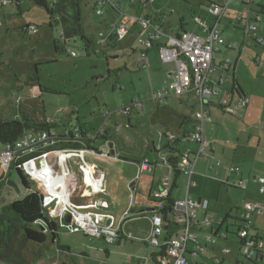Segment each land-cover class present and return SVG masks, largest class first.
Returning <instances> with one entry per match:
<instances>
[{
	"label": "rangeland",
	"instance_id": "1",
	"mask_svg": "<svg viewBox=\"0 0 264 264\" xmlns=\"http://www.w3.org/2000/svg\"><path fill=\"white\" fill-rule=\"evenodd\" d=\"M148 1L145 7L142 0H120L121 13L115 14L111 6H104L103 15L99 16L95 13V0H85L82 22L86 35L94 42L95 53L88 55L83 42L76 38L67 43V55H60L55 52L54 41L62 38L61 27L56 24L50 26L44 9L31 0H0V3L8 2L0 8V118L14 121L28 114L38 122L51 121L56 134L66 129L93 139L101 134L90 146L100 153L86 150L84 161L106 177L108 200L110 205L115 203L116 209L123 206L124 200L127 206L131 202L127 176L128 169H134V166L125 160L145 158L156 162L154 147L164 151L167 145L165 136L182 129V116L193 118L200 111L195 109L196 98L192 94L171 96L165 106H158L151 100L155 92L169 89L177 68L175 63H163L157 49L149 51L148 66L139 68L142 53L139 40L147 38V35L139 25H133L131 17L161 15L162 19H168V27L199 35H204L201 26L214 25L203 0ZM215 1L223 4L228 0ZM242 9V0H232L220 24L224 38L237 50L227 51V48L221 47L216 56L230 58L234 63L240 58L239 50L242 49L236 75L238 85L244 95L250 97L251 105L243 109L234 106V113L225 112L218 106L211 107L213 124H207V128H212V142L218 148L215 161L225 164L219 179L230 177L225 163L228 161L240 168L247 189L234 186L238 183L235 182L238 179L236 176L228 185L227 181H216L213 178L215 173L205 174L206 160L202 158L197 165V176L193 179L197 186L190 191V198L209 201V208L217 221L239 216L245 200H259L257 185L247 177L264 175L261 172L264 168V45L252 43L253 37L236 25L237 15ZM121 22L126 24L127 31L119 36V42L114 46L101 45L100 40L110 33L106 29L107 24L110 27ZM27 26H34L36 31L24 33L22 29ZM257 28L258 34L264 35V18ZM161 42L163 44L165 39L162 38ZM248 44L251 46L248 47ZM71 53L75 56H70ZM137 100L143 101L144 111L134 108L130 115L121 112ZM216 102L217 98L213 97L212 103ZM187 124L188 129H193L192 123ZM103 134L112 138V153L109 144L106 146L103 142ZM79 160L75 156L68 159ZM160 164L168 167L165 161ZM163 173H166L164 169L156 172L157 180L153 184L144 178L136 180L135 174L132 180L139 185L137 203H148L149 193L153 200L157 198L160 193L159 178ZM198 174L208 178H200ZM175 178L172 173V185ZM9 179L22 190L21 179L15 170ZM35 184L31 182L33 189H36ZM186 184V178L181 177L178 181L180 195L185 196ZM16 194L15 187H9L8 183L0 187L3 205L22 198V194L19 193L18 197ZM114 214L118 221L122 219L120 208ZM147 217L132 218L126 222L125 228L139 227L141 231H149L151 225ZM205 232L209 233V230L204 229L198 234L204 235ZM60 244L69 250L59 251L57 245L49 241L41 250L44 261L41 264H135L137 257L150 255L155 250L130 241L120 246L109 245L101 238L69 234L64 230H60ZM224 246L232 250V255L225 256L226 260L221 264H233L236 259L240 264H247L240 256L241 245L236 236ZM105 252L110 254L108 259ZM33 257L34 254L29 253L30 261ZM190 262L213 264L202 262V258ZM0 264L5 263L0 261Z\"/></svg>",
	"mask_w": 264,
	"mask_h": 264
},
{
	"label": "built area",
	"instance_id": "2",
	"mask_svg": "<svg viewBox=\"0 0 264 264\" xmlns=\"http://www.w3.org/2000/svg\"><path fill=\"white\" fill-rule=\"evenodd\" d=\"M113 1L95 0V13L99 16L103 15V7L105 5H111L112 11L119 12V8ZM262 1L242 0V12L236 18V25L239 28H244L243 30L247 35H251L252 37L258 33L257 25L264 18V3ZM142 2L146 4L148 0H142ZM231 2L232 0H228L222 4L215 1V5L207 9V14L214 19V25L202 29L204 36L188 31H183L179 35H173L172 33L165 32L162 26L152 18L140 17L136 19V24L147 35V38H140L139 40V44L142 47L139 65L143 67L148 66L147 51L157 44L162 62L175 63L177 67V79L166 91L155 92L152 100L158 106H165L171 96L180 97L186 94H195L201 105L200 111L195 116L196 129L187 139L190 143L198 144L199 150L193 152L190 149H186L182 152L183 162L178 164L177 167V170L181 171L186 177L187 196L183 200L174 201L169 210L166 208L165 198L160 199L155 206L154 214L151 218L153 231L148 243L154 246H159L158 237L166 233V221L170 215L180 214L185 223L179 233L166 239L164 256L162 257L164 260H161L162 264H191L190 261H198L199 258H203L210 253L215 258V262H220L217 250L219 249L220 241L229 239V233L224 228L227 220L229 221L230 219L233 220V223L236 222L239 225L237 239L241 245L242 255L247 260L252 261L250 264H264V175L254 177L258 187V194L262 198L252 202L245 201L243 207L240 209L239 216L234 218L230 216L227 219L223 218L221 221H217L211 211H209L208 200L194 201L189 198L191 189L196 187V183L192 180L195 174L196 161L201 156H208L206 148L209 147V143L204 138V127L207 123H212V118L206 112L207 105L211 103L207 105L205 103L207 101L210 102L213 97H218L220 98L219 105L226 108L230 113H234V106L237 109H243L250 104V98L247 95H242L240 90L238 91L240 89L238 84L235 85L233 91L231 89L226 90V77H221L222 75L218 76L221 72L230 75L233 68L231 59H218L216 56L217 52H221V47H228L220 30V24ZM6 3L1 2L0 8ZM110 27L108 29H112L113 33L100 40L101 45H106L112 34L118 36L126 30V25L123 22L114 23ZM35 31L36 28L34 26H27L23 30L24 33H34ZM162 38H166L163 44L161 42ZM252 43L264 45V36L252 38ZM71 55L75 56V53ZM234 82L236 81L233 78V85ZM228 96L231 97L232 103L226 99ZM139 105L143 107L141 102L136 101L132 106L121 109V112L129 115ZM79 137L80 134L77 135V138ZM166 138L169 143H173L180 137L169 133ZM53 144L54 140L50 139V135L47 132L26 133L22 139L14 144H0V166L7 172L14 163H20L22 171L30 181L41 182L43 185L41 193L44 198V206L49 214L52 217H60L62 220L71 216L69 223H63V226L69 232L81 233L91 238H103L108 244L114 243L119 237V230L113 227V222L109 226L101 222L102 217H105L106 220H113V217L96 212L95 209L99 208L98 205L94 204V210L86 211L89 206L81 207L70 202L68 198L71 178H69V183L65 182L54 170V167L49 164V161H64L67 168L66 161L69 158L74 156L79 158L78 168L99 193H105L102 184H100L104 177L102 176V180L99 178L100 181H97L93 167L84 161L85 149L47 151L46 149ZM35 151H41L39 157L23 161L25 157ZM42 157L47 161L46 167L41 172L37 173L28 168L30 162L40 161ZM62 167L64 168L63 164ZM139 171L141 174L151 176L152 166L148 162L141 163ZM63 172L67 175L65 168ZM230 174L239 176L241 172L239 168L232 167ZM169 182L170 176H164L162 186H168ZM227 184L231 185L230 181H227ZM234 186L246 190L242 179L237 184H234ZM165 194L167 193L165 192ZM55 204L56 206H54ZM62 205L65 206V209L62 208ZM101 208H109V203L102 201ZM81 209L85 210L82 211ZM202 211L204 212L203 217L200 216V212ZM204 229H208L209 233L205 232L204 235H199L198 233ZM221 254L228 256L232 252L228 248H222Z\"/></svg>",
	"mask_w": 264,
	"mask_h": 264
},
{
	"label": "trees",
	"instance_id": "3",
	"mask_svg": "<svg viewBox=\"0 0 264 264\" xmlns=\"http://www.w3.org/2000/svg\"><path fill=\"white\" fill-rule=\"evenodd\" d=\"M31 1L37 7L42 8L46 11L51 27H53V25L55 24L61 27L62 38L54 41V49L56 53L60 55H67V43L71 40H75L76 38H80V40L83 42L84 50L88 55L95 53L94 42L86 35L82 22L83 3L85 0ZM116 1L119 2L118 0H114L113 2L116 3ZM203 2L204 4H206L203 5L204 7H206V10L210 6L215 5V0H203ZM105 6L110 7L111 5ZM94 7L96 10L95 3ZM106 28L110 27L106 26ZM152 48L155 47L152 46ZM71 54L70 56H72ZM222 73L223 72H221V77H225L224 73ZM54 127L55 125H53L51 121L38 122L28 114H23L20 120L14 121L2 120L0 118V144H14L15 142L22 139L23 136L29 131L36 133L47 132L50 135V139L54 140V144L49 146L46 149L47 151L85 149L100 153L99 150H94L90 146L94 143V140L98 139L101 136V134H97L95 139L85 137L83 134H80V137L77 138L74 132L67 129L62 134H56V132L54 131ZM195 129L193 130V132L195 131ZM191 133L181 134V136H179L180 138L173 143L167 142V145L164 147V151H157L154 148L155 156L158 157L159 160L165 161L167 165L171 169H173V171H175L174 174L176 176L183 175L181 171L177 170L178 164L183 162L181 152L182 147L180 145L185 142L190 143L189 141H187V139ZM102 139L105 140L104 136H102ZM210 146L211 144L209 143V147ZM40 153L41 151H35L34 153H31L27 157H25L23 161L35 159L40 156ZM202 157L206 156H201L199 159H201ZM207 158L209 160V153ZM197 163L198 161H196V164ZM207 163L206 173L212 172L215 166L211 164V161H207ZM215 165L217 166V168H220L221 162L219 161ZM232 167L238 169V167H235L234 165L231 166V168ZM14 170L17 172L19 178L21 179L22 190H20L17 184L9 180V178L6 180L5 176H0V187H3L8 183L9 187L14 186L16 192L18 194H22L21 199L4 205L1 202L0 195V261L4 262L5 264H41L44 262L41 259V250L46 247L49 241H51L52 244H56L59 251H67L69 249L60 246L59 227L55 222L50 221L46 216L48 211L44 206L43 195L40 190L32 189L31 182L22 171L20 163H14L4 175H9V173L12 174ZM241 176L242 174H240L238 177ZM164 200L166 202V208L167 210H169L174 203V200H172L169 196ZM209 211H211L210 208ZM166 224L165 234L167 235V239L175 236L183 228L181 225L170 222L168 220L166 221ZM238 229L239 225L236 224V222L233 223L227 220L224 230L229 233V239L220 241L219 249L227 248L224 245L229 242L232 237L236 236L238 238ZM34 248L36 249L35 251L33 250ZM29 253L34 254V257L31 261L28 258ZM239 253L240 256L244 257L241 253V248ZM231 255L232 254L228 256ZM218 257H220V262H216L215 264H221L225 261L223 259V257L225 256H223L221 253H219ZM153 259L155 261V255ZM244 259L246 260L247 264L252 263V261L247 260L245 257ZM203 261H205L204 257L202 258V262ZM155 262L157 264V261ZM233 264H240L239 260L236 259Z\"/></svg>",
	"mask_w": 264,
	"mask_h": 264
},
{
	"label": "crops",
	"instance_id": "4",
	"mask_svg": "<svg viewBox=\"0 0 264 264\" xmlns=\"http://www.w3.org/2000/svg\"><path fill=\"white\" fill-rule=\"evenodd\" d=\"M119 2L116 1V3L114 2V4H116V6L119 8V12H114L115 14L116 13H121V4H120V0H118ZM149 2V1H148ZM144 4V3H143ZM148 3L144 4V6L146 7ZM140 17H143V18H152L155 20L156 23H158L159 25L162 26L163 30L165 32H168V33H174L173 35H179L181 34L183 31H186L184 29L182 30H176L175 28H172V27H168L167 24H168V19H162L161 18V15L158 16V15H148V16H140ZM140 17H137V18H133L131 17V19H134V22H133V25H136V19L140 18ZM211 17V16H210ZM213 20V18H212ZM124 23V22H123ZM126 25V24H125ZM107 26H109L107 24ZM213 24L210 26V25H203L200 27L201 31L203 28L205 27H212ZM107 31H110V33L108 32V35H110L111 33H113L112 29L111 30H108V28H106ZM23 31V29H22ZM125 31L127 30H124L123 32H121L118 36L112 34L109 41L106 43V45H110L111 46L115 45V43L119 42V36L122 35ZM193 33H196V32H193ZM203 33V31H202ZM197 34V33H196ZM199 35V34H198ZM200 36H204V35H200ZM264 35H260V34H256V35H253V38H256V37H262ZM143 38V37H142ZM165 41H166V38H164ZM226 39V38H225ZM226 43H227V51H236L237 48L234 44H228V41L226 39ZM155 48H150L148 51H147V57H148V53L150 50H154V49H157V44L154 45ZM250 47V46H248ZM247 46H243V48H248ZM140 50H142V47L140 46ZM239 51H242V49H240ZM243 52V51H242ZM242 52H240V58L239 59H235L234 63H233V68H232V72L231 74H224L225 75V79H226V84H225V89L226 90H229L231 89V91H233V89L235 88V85L238 84V81H237V70H238V62L239 60H241L242 56ZM218 58H222V57H218ZM224 59V58H222ZM230 59V58H229ZM149 60V59H148ZM261 61V60H260ZM140 69L141 68H145L143 66H140L139 67ZM177 68V67H176ZM221 73L218 74V76H220ZM233 76V77H232ZM233 78L235 79V81L237 82H234V85H233ZM177 79V69H176V74H175V77H174V81ZM239 86V85H238ZM240 88V87H239ZM240 90V93L243 95L244 93L241 91V89H238V91ZM194 95V97L196 98V101L194 102V105H195V109H197L198 111L200 110V101L198 100V98L196 97L195 94H192ZM217 98V102L216 104L215 103H212V100L209 102L211 104H208L207 107H206V112L208 114H210L211 110H209L211 107L213 106H218L220 107L222 110H224L225 112H228L226 108L220 106L219 104V100L220 98L216 97ZM250 98V97H249ZM226 99H228V102L232 103L231 102V97L228 96L226 97ZM152 100V99H151ZM138 101V100H137ZM153 101V100H152ZM139 102L142 103L143 107H144V103L143 101H140ZM154 102V101H153ZM155 103V102H154ZM251 105V99H250V104L249 106ZM248 106V107H249ZM142 107V106H141ZM140 105L138 106L139 109H141L142 111L145 110V107L141 108ZM246 107V108H248ZM137 108V109H138ZM194 109V108H193ZM196 110V111H197ZM133 111V110H132ZM230 113V112H228ZM130 115V114H129ZM211 116V115H210ZM182 118L184 119V121L182 122V129H180L177 133H173V134H179L178 136H181V134H185V133H191L193 132V130L196 128V120H195V117H189L187 118V116H182ZM188 122L192 123L193 124V129H188ZM213 124V122L211 123ZM212 128H207V124L205 125V128H204V138L205 140L211 144L210 147H207L206 148V151L210 154V157L209 160L207 157H202V158H205V163H206V166H207V161H211L212 165L215 166L214 170L212 171V173H215L214 175V179L220 183H225L226 181H232L234 176L236 175H231L230 174V177H228L227 179L226 178H220L219 179V174L221 172V169L223 168V166L225 164H223L224 162H221V167L220 168H217V166L215 165L216 164V161H215V158L218 156V148L217 146H215L212 142V132H211ZM74 133H76L75 131H72ZM64 132H61L60 134H62ZM85 136V134H83ZM105 135V140L103 141L106 146L109 144H112V138H110L107 134H104ZM77 136V135H76ZM167 140V139H166ZM168 142V141H167ZM104 145V144H103ZM102 145V146H103ZM182 148H181V152H184L186 149H190L192 150L193 152H197L199 150V145L196 144V143H188V142H185L183 143L182 145H180ZM155 148V147H154ZM156 149V148H155ZM158 151V149H156ZM119 158H122V156H119ZM201 158V159H202ZM122 159H126V158H122ZM157 161L156 162H152V161H149L148 159H133V160H128L127 159L125 160V162H127L128 164H132L134 166V169L133 168H129V174H128V180H129V191L131 192V195H130V199H131V202L128 203V206L126 205V200H124L125 202L123 203V206H119V208L121 209V217L122 219L120 221H118L116 219V216L114 213H116V210H118L119 208H115V203H112L110 205V202L108 200V195H107V183H105V179L106 177L103 178L102 180V175L99 171L95 170L94 167V173L95 174V177L97 179V181L99 180V178H101L100 180H102V182L100 184H102V187L103 189L105 190V193H99L94 186H92L90 184V182L82 175L80 169L78 168V162L79 161H66L67 162V168H66V165L64 164V161H49V164L52 165L54 167V170L57 172V174L63 178V180H65V182L69 183V178H71L70 180V184H69V198L68 200L70 199V202H72L73 204L77 205V206H81V207H88L86 209V211H91V210H94L93 208V205H98V201L99 200H102V201H107L109 203V208H97L95 209L96 212L102 214V215H108V216H114L113 217V227L117 230H119V237L118 239L115 241V243L113 244H109V245H114V244H117L118 246H120L121 244H123L124 242L125 243H128L129 241L130 242H139L141 244H143L144 246H146L148 249L149 247L150 248H155L154 251H151L150 255H143L141 257H137L136 258V262L135 264H141V263H144V264H156L155 261H157V264H162V261L161 260H164L162 257L164 256V246H165V243H166V239H167V235L164 234V235H161L158 237V243H159V246H154V245H150L148 244V240L151 238L152 236V231H153V226H152V222H151V218L154 214V209H155V206L157 205L158 203V200L162 199V198H167L168 196L171 197L172 200L174 201H178V200H183L186 198L187 196V193H185V196L184 195H180L179 192V187H178V181L181 177H184L183 175H179V176H176L175 178V182L174 184L172 185L171 184V174L174 173L175 171H173V169H171L168 165V167H163L161 166L160 162H162L163 160H159L158 157H156ZM201 159L198 160V162L201 161ZM121 160V159H120ZM144 162H148L151 164L152 166V175L149 176L147 174H141L140 171H139V165L141 163H144ZM226 165H228V170L230 172V168L231 165L228 161H225ZM62 164L64 165V168L66 169V173L67 175L64 174V168L62 167ZM127 164V165H128ZM197 165L198 163L196 164V167H195V175L193 176V179L195 176H197L196 174V169H197ZM1 167V166H0ZM236 167V166H235ZM28 168L32 171H36L37 173L41 172L43 169H42V165L40 164V161H33V162H30L28 164ZM239 168V167H238ZM1 169V168H0ZM159 169H164V171H166V173H163L162 174V177L159 178V187H160V193L157 195V198H155V200L152 199V196L151 194L149 193V196H148V203H144V204H140V203H137L136 202V194L139 192V188L137 185V183L135 181H133V177L135 176L136 174V180H141L142 178L144 179H147V180H151L152 181V184L155 183V181L157 180V175H156V172H158ZM240 169V168H239ZM68 170V171H67ZM169 170V171H168ZM167 172H169L167 174ZM207 172V169L205 170V174ZM241 172V171H240ZM262 174H264V168L261 170ZM0 173L3 174V176H5V179L7 180L8 178H10V175L11 173H9V175H4L5 172L3 169L2 171H0ZM261 175V174H260ZM164 176H170V182H169V185L166 186V187H163L162 186V179ZM198 177L200 178H208L207 175H201V174H198ZM238 179L235 180V182L237 183L238 181H240V179H242L245 183V176H242L241 177H238L236 176ZM254 177L256 176H249L247 177V179H252L254 181V183L257 185V183L255 182V179ZM125 179H126V176H125ZM213 179V180H214ZM226 179V180H225ZM232 179V180H231ZM10 180V179H9ZM99 180V181H100ZM30 181V180H29ZM32 183H36V189L40 190L42 192V183L41 182H38V181H30ZM197 186V185H196ZM33 189V187H32ZM166 190V191H165ZM165 192L167 194H165ZM177 194V196H175ZM17 197H18V193L16 194ZM165 195V196H163ZM20 196V195H19ZM126 197H124L125 199ZM189 198H190V193H189ZM192 200L194 201H197L193 198H191ZM261 199V197L259 198V200ZM200 201V200H198ZM246 201V200H245ZM244 204V203H243ZM56 206V204L54 205ZM58 206V204H57ZM92 206V207H91ZM60 207V206H59ZM62 208L65 209V206L62 205ZM115 208V209H114ZM82 211H84L85 209H81ZM201 216L203 217L204 216V212H200ZM148 216V220L150 221V230H145V231H141L139 230V227H134V228H128L126 229L125 228V224L126 222L130 221L132 218L137 220L139 218V216ZM47 217L50 221L52 222H55L58 227H59V230H64L66 232H68L69 234H81V233H71L69 232L66 227L63 226V223H68L66 222L67 218H65V220H62L60 217H52L49 212H47ZM170 217H172V219H170ZM130 218V219H129ZM168 221L170 222H174L176 224H179L181 225L182 227L185 225L184 223V220L182 218V216L180 214L178 215H170L168 217ZM83 235V234H82ZM87 237V236H86ZM103 239V238H101ZM105 241V239H103ZM106 242V241H105ZM107 243V242H106ZM54 245V244H53ZM61 247H66L65 245H62L60 244ZM57 249H58V246H57ZM217 253H221V249H218L217 250ZM155 255V261L153 259ZM105 256L106 258L108 259L110 254L109 252H105ZM215 258H213V255L210 253L209 255H207L206 257H204V260L206 262H211L213 264H215L216 262L214 261ZM224 260L225 257H223ZM65 264V263H64Z\"/></svg>",
	"mask_w": 264,
	"mask_h": 264
},
{
	"label": "water",
	"instance_id": "5",
	"mask_svg": "<svg viewBox=\"0 0 264 264\" xmlns=\"http://www.w3.org/2000/svg\"><path fill=\"white\" fill-rule=\"evenodd\" d=\"M109 147H110V149H111V153H112V145L110 144L109 145ZM105 151L107 152V149L105 148ZM101 155V154H100ZM46 159H44L43 157L41 158V160H40V164L42 165V169H44L45 167H46ZM101 200H99L98 201V207H101ZM112 216V215H111ZM112 217H114V216H112ZM71 221V216H68L67 217V220H66V222H70ZM101 222L102 223H105V225H107V226H109L112 222H113V220L112 219H108V220H106V218L105 217H102L101 218Z\"/></svg>",
	"mask_w": 264,
	"mask_h": 264
}]
</instances>
